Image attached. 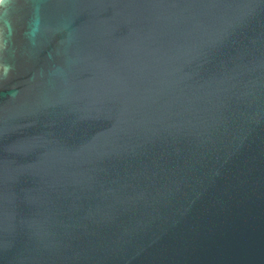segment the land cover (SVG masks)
Listing matches in <instances>:
<instances>
[{"label":"water","instance_id":"95a60500","mask_svg":"<svg viewBox=\"0 0 264 264\" xmlns=\"http://www.w3.org/2000/svg\"><path fill=\"white\" fill-rule=\"evenodd\" d=\"M0 264H264V0H0Z\"/></svg>","mask_w":264,"mask_h":264}]
</instances>
